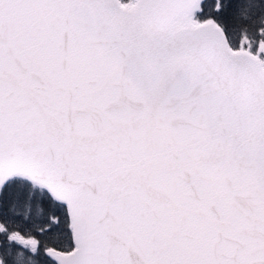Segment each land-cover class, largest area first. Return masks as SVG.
Returning a JSON list of instances; mask_svg holds the SVG:
<instances>
[{"label": "snow or ice", "instance_id": "1", "mask_svg": "<svg viewBox=\"0 0 264 264\" xmlns=\"http://www.w3.org/2000/svg\"><path fill=\"white\" fill-rule=\"evenodd\" d=\"M0 264H264V0H0Z\"/></svg>", "mask_w": 264, "mask_h": 264}]
</instances>
